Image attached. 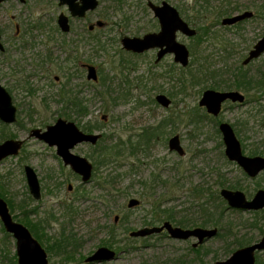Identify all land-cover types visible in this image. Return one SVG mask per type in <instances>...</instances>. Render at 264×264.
Instances as JSON below:
<instances>
[{
	"label": "rangeland",
	"instance_id": "obj_1",
	"mask_svg": "<svg viewBox=\"0 0 264 264\" xmlns=\"http://www.w3.org/2000/svg\"><path fill=\"white\" fill-rule=\"evenodd\" d=\"M153 1L161 3L163 0ZM166 1L176 6L197 31L200 32V27L210 28L209 37L203 39L178 34V39L191 52L187 67L174 62L172 54L155 63L157 51L154 49L142 54L123 49L122 37L142 36L160 29L158 20L147 7V0H101L100 7L91 14V19L101 18L107 22L102 34L106 49L97 53L90 46L77 53L71 52L68 45L61 44L64 40L61 36L51 40L53 19L59 13L56 1L0 4V29L5 46V50L0 51V81L18 107L15 123L6 125L3 130L0 121V143L11 138L25 140L17 156L0 162V198L6 200L16 221L35 232L45 249L64 226L76 234L80 240L77 251L65 257L54 253L49 256L50 264H85L86 258L98 248H111L109 228L116 216L115 224L120 225L116 230L117 241L133 244V247L123 250L113 247L118 258L97 264H178L182 258L189 264H212L232 254L227 245L236 240L235 234L237 238L245 236L251 240L250 244L264 235V217L259 227L253 228L248 225L253 215L238 210L224 214L222 232L230 234L228 230L231 229V235L227 238L216 236L198 247H193L197 241L195 238L176 240L168 233L146 243L130 239L136 238L131 236L132 232L160 227L170 221L163 210L173 213L175 220L199 217L201 200L196 191L202 188L241 190L248 198L264 188V172L250 178L239 165L226 158L218 128L223 121L232 125L239 122L242 128L241 122L249 118V127L253 125L256 130L264 132L263 114L254 104L239 106L227 102L215 120L203 117L197 114L206 112L199 106V100L205 86L211 83L192 85L188 82L193 72L204 71V66L211 64V70L224 74L217 76L215 81L222 83L221 88L215 89L225 90L228 83L223 80L229 78L264 36V15L260 13L238 26L225 27L221 20L226 16L217 21L212 12L230 4L233 14L228 16L246 10L256 14L257 8L264 6V0ZM16 25L21 28L20 36L16 34ZM81 28L82 22L75 24L76 31ZM74 34L66 36L65 40L69 42ZM69 56H75V59L67 62ZM123 58L125 65L121 66ZM86 62L97 67L102 79L107 78L105 84L87 80L82 68ZM263 66L264 55L254 61L251 70L255 72ZM67 80L70 82L65 87ZM70 88L79 100L83 98L82 106L85 105L87 116L72 111L65 115V104L59 100L62 89ZM103 92L107 95H102ZM161 93L172 100L170 107L164 108L157 103L155 98ZM191 112L198 115V122L189 121ZM59 117L74 121L81 129L84 125H95L97 127L91 132L103 134L98 150H102L103 155L107 151L104 156L106 165L101 161V153L88 144H79L73 150L88 157L95 168L97 166L88 183H82L81 178L63 164L56 147L29 137L32 129H46ZM163 119L170 123L152 135L147 146L142 143L137 146L141 134L159 126ZM174 134L181 137L186 151L183 156L169 150L168 140ZM249 142V147L253 148L256 141ZM118 144L121 154L108 155V150ZM260 150H264V142L260 144ZM245 153L249 155L248 150ZM27 164L39 176L42 187L39 200L34 199L29 191L24 171ZM219 182L225 185L220 187ZM70 184L73 186L71 190ZM227 184L238 185V188H230ZM132 198L139 199L140 204L129 208L128 202ZM67 204L75 208L72 217L65 211ZM214 204L220 206L221 203L215 200ZM2 226L0 220V264H10L7 257L2 261ZM259 260L264 262V252L260 253Z\"/></svg>",
	"mask_w": 264,
	"mask_h": 264
},
{
	"label": "water",
	"instance_id": "obj_2",
	"mask_svg": "<svg viewBox=\"0 0 264 264\" xmlns=\"http://www.w3.org/2000/svg\"><path fill=\"white\" fill-rule=\"evenodd\" d=\"M3 0H0L2 2ZM76 0H60L61 4H68L74 15H84L86 10H93L98 6V0H82L83 5H77ZM153 9L155 16L160 21V31L150 32L142 37H124L122 43L127 50L142 53L149 49L159 48V61L166 54H173L174 61L182 67L190 64V49L178 40V33L187 37H194L198 31L191 26L180 14L179 10L168 1H163L162 5L148 3ZM254 12L246 10L242 13L226 16L222 19L224 26L234 25L242 20L250 19ZM59 24L64 31L69 30L68 19L65 15H60ZM0 49H3L0 34ZM264 54V36L258 40L243 60L244 65L260 58ZM89 79L97 80L98 75L94 66L89 67ZM156 101L164 108L172 104V100L166 94H158ZM246 95L239 90H217L206 89L199 100V106L214 117H218L223 111V105L227 102L244 104ZM0 121L5 124H13L17 121V106L13 102L7 88L0 81ZM219 131L222 134L224 143V153L227 159L239 165L250 178H256L264 172V156L247 155L244 153L242 142L237 136L233 125L227 121L219 123ZM30 138H36L45 142L51 147L57 148V155L69 166L73 172L81 176L82 183H88L93 176V163L85 156L76 154L73 149L82 143L95 145L102 137L101 133H88L81 130L74 121L59 118L54 124L48 125L45 130L34 128L31 130ZM24 139H6L0 143V162L4 159L17 156L20 153ZM169 150L177 152L183 156L186 151L182 145L179 134L172 135L168 140ZM29 191L36 200L41 199L42 189L39 176L36 170L30 166L24 167ZM72 187V185H70ZM221 197L227 202L228 207L240 211H259L264 209V188L259 189L252 198L241 190H231L222 188ZM140 204V200L132 198L128 202L129 208H134ZM0 220L5 231L13 237L15 241V251L18 264H50L47 250L39 240L33 235L31 230L24 224L16 221L10 211V207L4 198H0ZM115 220H118L116 216ZM167 231L169 236L176 240L197 239L193 243L197 247L206 241L215 238L219 229L217 227L198 226L194 228H184L165 221L160 227L132 232L131 236L140 237L153 233ZM264 252V235L252 244L236 249L228 258L217 260L212 264H256L257 253ZM118 254L110 247L102 246L85 260V264H97L109 262L117 259Z\"/></svg>",
	"mask_w": 264,
	"mask_h": 264
},
{
	"label": "trees",
	"instance_id": "obj_3",
	"mask_svg": "<svg viewBox=\"0 0 264 264\" xmlns=\"http://www.w3.org/2000/svg\"><path fill=\"white\" fill-rule=\"evenodd\" d=\"M205 10H207V8H204ZM216 10V9H215ZM209 12H212L211 10ZM199 13H201L199 11ZM212 13H215L216 15V20L219 21L222 17L224 16H228L233 14V8L230 7V4L228 5H223L220 6L215 12L213 11ZM260 13H263L264 15V6H260L257 8L256 14L255 16L259 15ZM214 15V16H215ZM254 16V17H255ZM240 25V23L236 24L235 26ZM210 35V28L209 27H200V32L198 31V34L193 37L195 39H203L205 37H209ZM254 62H251L249 65L244 66L243 64L239 65L235 71H233L229 78L223 80L224 83H228L226 84L227 86L225 87V90H239L242 91L243 93L246 94V101L244 104H235V105H247V104H254L255 107L257 108L258 112L263 114V117H261L262 120V126L264 125V66L262 68H260L257 71H252L251 70V66ZM122 66H124L123 61L121 62ZM211 64H206L204 66V68L202 70L204 71H198L196 73H192L189 76V80L188 82L191 83L192 85H201L202 83L205 84H209L208 82L210 81L211 84L205 86V88H221V84L222 82L219 81H215L217 79V76H223L224 74H219V72L217 70H211ZM102 83L101 84H105L107 81V78L102 79ZM100 80V82H101ZM109 91V90H108ZM64 94H62V99L61 101H64L66 103V108H65V114L69 113V111H72L74 113L79 114L80 109L82 108L83 110L81 111L80 115L85 116L86 115V107H85V111H84V106H82V103L80 105V102L77 101V94H74L73 96L71 95L69 90H65L64 89ZM102 95H107L106 92L101 93ZM100 94V95H101ZM71 99H76L73 100V104L74 107L73 108H68V103H71ZM234 105V104H233ZM81 106V108H80ZM198 111H200L199 108H197ZM84 111V112H83ZM197 112V111H196ZM202 112V111H200ZM201 116H205L208 118H211L213 120H215V117H212L211 115H209L207 112H202V113H197ZM194 114V113H189V117H190V122H198L200 118H197L198 115ZM197 115V116H196ZM247 119V120H246ZM244 122H241V126L242 128H240L239 122H235L233 123V127L237 133V136L241 137V142H242V146H243V150L245 152V150L249 151V155H264V150H260V144H262L264 142V132L262 131V129H255L253 127V125H251V127H249L250 125V119L246 118ZM167 119H163L162 121H160V123L158 124L159 126L157 127H153L150 130H147V132L141 134V138L138 145H141V143L143 145H148L150 143L151 137L152 135H155L156 132H158L162 127H165L166 125H168L170 122H167ZM244 126V127H243ZM6 125H3V130L5 129ZM97 126H93V125H84L83 129L87 130V131H94V128ZM145 136V137H144ZM143 137V139H142ZM250 141V142H249ZM252 141H256V143L254 144L253 148L249 147V143H252ZM254 143V142H253ZM101 144V141L99 142V144L97 145V147H95V151L98 150V148L100 147L99 145ZM222 145V143H221ZM137 146L134 147V149H137ZM113 150V151H112ZM102 151V150H101ZM100 150H98V154L101 153ZM121 147L120 145H115L113 147L110 148V150H108V155H119L121 154ZM107 155V151L100 154V156H102V163H104L105 165L107 164V162L105 163L106 160H104V156ZM91 157L94 159V155L92 154ZM97 170V166L96 168H94V175H95V171ZM93 175V176H94ZM220 187L224 186L225 184L223 182H219L218 184ZM228 187L230 188H238V185L235 184H227ZM196 194L199 195L198 198H200V204H199V209L201 212V215L199 217H195V218H189V217H182L179 220H175V216L173 215V213L171 214L170 212L163 210L162 212H164L165 215H167L166 219L170 220L171 222H173L175 225L177 226H181V227H190V226H203V227H207V226H211V227H217L219 229V233L217 235V237H224L227 238V236L231 235V229H229L228 231L230 232V234H223V221H224V214L226 211H232L234 213L238 212V210L236 209H231L226 205V201L221 197L220 195V190H216V191H212V189L209 188H202L200 190L196 191ZM207 196V198H206ZM218 200L221 204L219 205H215L214 201ZM65 211H67V215L71 216L75 213V208H73L72 204H67V207L65 209ZM252 215H253V219L251 223H248L249 226L253 227V228H258L259 224L261 223L262 218L264 217V209L259 210V211H249ZM70 217V219H72ZM70 222V221H69ZM123 222L122 218L119 219V223ZM40 223H43L42 220H40ZM121 224V223H120ZM118 224H115V219L114 222L111 224L110 228H109V234L112 236V238L108 241L109 244L111 245V248L116 247L119 250H123L125 248H128L129 246L133 247V244L130 243H123L121 240L117 241V234H116V230L118 228ZM2 231H3V237H2V251H3V256H2V261L6 260L5 257H7V259L9 260L10 264H18L17 262V255L15 250H13V238L11 236V234L7 233L4 229V227H1ZM128 230V228H126V231ZM33 235L36 236L35 232L32 231ZM166 234V232L162 231L160 233H153L150 234L149 236L143 238V237H136V238H130L132 240L135 239H140L143 241V243H146L149 239L151 238H159L162 237ZM59 236L55 239H53L50 242V245L47 246V252L48 255H52L54 253L61 255V256H67L68 254L71 253H75L77 251V248L79 247V239H77L76 234H74L71 229H68L67 226L63 227V230L61 232H59L58 234ZM236 236V240L232 243H228L227 247L228 249H231V252L233 253L236 249L249 245L251 240L247 239L245 236H242L240 238H237V234H235ZM234 246V247H233ZM259 255L260 253H257L256 255V264H264V262L262 260H259ZM187 256V255H186ZM217 258V257H215ZM50 259V257H49ZM178 264H189L185 261V259H180V261L178 262ZM203 264V262H202Z\"/></svg>",
	"mask_w": 264,
	"mask_h": 264
},
{
	"label": "flooded vegetation",
	"instance_id": "obj_4",
	"mask_svg": "<svg viewBox=\"0 0 264 264\" xmlns=\"http://www.w3.org/2000/svg\"><path fill=\"white\" fill-rule=\"evenodd\" d=\"M9 1H17L18 3H20L21 5H26L28 2H29V0H3L2 2H0V4L1 3H5V2H9ZM54 1H56L57 2V9L59 10L58 12V15L53 19V33H54V35L53 36H51V40H53V39H55L56 37H60L61 36V38L63 39L64 38V40L63 41H61V44L63 43V45L65 46V45H68L67 47H69V48H71V52H79V50H85L86 49V47H88V46H90V47H93V50L97 53V52H99V51H101L102 49H106V47H105V44H103V39H102V37H103V29L107 26V22L105 21V20H102L101 18H96V19H91V14L94 12V11H96L99 7H100V5H101V0H98V6L95 8V9H93V10H91V9H89V10H86V12H85V14L84 15H82V16H80V15H74L73 14V12H72V10L70 9V6L68 5V4H61L60 3V0H54ZM163 1H166V0H163ZM162 1V2H163ZM149 2H153L154 4H157V5H162V2L161 3H156V2H154L153 0H147V7L153 12V16L158 20V22H159V25H160V21H159V19H158V17H156L155 16V13H154V11H153V9L149 6ZM75 3L77 4V5H83V1L82 0H76L75 1ZM170 3V2H169ZM171 4V3H170ZM173 5V4H172ZM176 7V6H175ZM177 8V7H176ZM178 9V8H177ZM179 10V9H178ZM180 12V11H179ZM180 14H181V12H180ZM237 14V13H236ZM60 15H65L66 17H67V19H68V25H69V30L68 31H64L63 29H62V27L60 26V24H59V17H60ZM182 16V15H181ZM233 16V15H232ZM254 16H255V13H254ZM253 16V17H254ZM183 17V16H182ZM252 17V18H253ZM252 18H250V19H252ZM223 19V18H222ZM246 20H248V19H246ZM246 20H242V21H240V22H238V23H242V22H244V21H246ZM187 21V20H186ZM78 22H82V27L83 28H81L79 31L77 30L76 31V29H75V24L76 23H78ZM188 22V21H187ZM189 23V22H188ZM238 23H236V24H238ZM190 24V23H189ZM236 24H234V25H227V26H235ZM191 25V24H190ZM221 25L222 26H224L223 24H222V20H221ZM40 27L42 26V24H40L39 25ZM192 26V25H191ZM227 26H225V27H227ZM161 28V27H160ZM158 31H160V29L158 30ZM158 31H152V32H158ZM75 33V34H74ZM147 33H150V32H147ZM147 33H145V34H147ZM0 34H1V43H2V45H3V49H0V51H4L5 50V46H4V43H3V41H2V31H1V29H0ZM16 34H17V36H20V34H21V28H20V26L19 25H16ZM71 34H74V36L72 37V40H70L69 42H67L66 40H65V37L66 36H69V35H71ZM145 34H143L142 36H144ZM179 34V33H178ZM180 34H182V33H180ZM198 34V33H197ZM128 36V35H127ZM127 36H124V37H127ZM142 36H136V37H142ZM124 37H122V39L124 38ZM129 37H135V36H129ZM195 37V36H194ZM190 38H193V37H190ZM122 39H121V44H122V47H123V49H125L126 51H128V52H131V53H134V54H142V53H145V52H147V51H150V50H153V49H149V50H146V51H144V52H142V53H137V52H134V51H131V50H127L125 47H124V45H123V43H122ZM179 40V39H178ZM180 41V40H179ZM182 42V41H181ZM258 42V41H257ZM256 42V43H257ZM254 47V46H253ZM154 50H156L157 51V57H156V59H155V63H159L160 61H162V59H164L168 54H166L164 57H162L159 61H157V58H158V51H159V48H154ZM249 53V52H248ZM71 55V54H70ZM173 55V54H172ZM248 55V54H247ZM264 55V54H263ZM262 55V56H263ZM261 56V57H262ZM75 56H69L68 57V60H67V62H69L70 60H73V59H75L74 58ZM247 57V56H246ZM245 57V58H246ZM244 58V59H245ZM173 59H174V55H173ZM259 59V58H258ZM257 60V59H256ZM122 61H123V63H124V65H125V58H123L122 59ZM121 61V62H122ZM255 61V60H254ZM254 61H252V62H254ZM175 62V61H174ZM251 63V62H250ZM249 63V64H250ZM242 64H243V61H242ZM248 64V65H249ZM121 66H122V64H120ZM180 65V64H179ZM244 65V64H243ZM90 66H94L95 68H96V71H97V75H98V79L95 81V80H92V79H89V77H88V75H89V67ZM181 66V65H180ZM244 66H247V65H244ZM82 68H83V73H84V71L86 72V78H87V80L88 81H93V82H100V80H101V75L98 73V69H97V67L95 66V65H93V64H90V63H88V62H86V63H83V65H82ZM70 77V75L68 74V78ZM57 80H58V77L56 78ZM102 81V80H101ZM69 82H70V80H67V82H66V85H65V87L67 86V84L69 85ZM8 90V89H7ZM63 91H64V89H62ZM9 91V90H8ZM63 91H62V93H63ZM69 91H70V93H71V95L73 96L75 93H73L72 92V89L70 88L69 89ZM9 93H10V91H9ZM62 93H61V97H60V102H62V103H64L65 104V108H66V103L64 102V101H61V99H62ZM10 95L12 96V94L10 93ZM74 97V96H73ZM13 98V97H12ZM156 99V98H155ZM73 100H76V99H71V103L69 102L68 103V108L70 109V108H73L74 107V104H73ZM77 101L78 102H80V105H81V103L82 104H84V100H83V98H81L80 100H79V97H78V95H77ZM14 102V101H13ZM158 103V102H157ZM15 104V103H14ZM159 104V103H158ZM233 104H235V103H233ZM16 105V104H15ZM80 108H81V106H80ZM83 108H85V105H84V107ZM65 110V109H64ZM83 109L81 108L80 109V111H79V114L78 115H80V113H81V111H82ZM85 111V110H84ZM83 111V112H84ZM86 112H87V110H86ZM74 113V112H73ZM87 114H88V112L86 113V115L85 116H87ZM66 115V114H65ZM210 115V114H209ZM81 116H83V115H81ZM85 116H83V117H85ZM212 116V115H211ZM214 117V116H213ZM59 118H63V117H59ZM58 118V119H59ZM17 119H18V107H17ZM57 119V120H58ZM63 119H65V118H63ZM56 120V121H57ZM67 120V119H66ZM68 121H70V120H68ZM3 123V122H2ZM3 125H10V124H5V123H3ZM79 127V126H78ZM47 128V127H46ZM80 128V127H79ZM81 129V128H80ZM43 130H45V129H43ZM81 130H83V131H85V132H88L87 130H85V129H81ZM88 133H92V132H88ZM102 134V133H101ZM102 137H103V134H102ZM102 137L99 139V141L95 144V145H93V144H91V143H82V144H88V145H90V146H92V148H95V147H97V145L99 144V142L102 140ZM48 145V144H47ZM79 145V144H78ZM49 146V145H48ZM51 147V146H50ZM74 150V149H73ZM74 152V151H73ZM56 153H57V148H56ZM75 153V152H74ZM80 155V154H79ZM82 156H84V155H82ZM86 157V156H85ZM88 158V157H87ZM89 159V158H88ZM90 160V159H89ZM63 161V160H62ZM63 164H64V162H63ZM65 165V164H64ZM66 166V165H65ZM93 166H94V164H93ZM69 167V166H68ZM70 168V167H69ZM94 168H95V166H94ZM71 169V168H70ZM72 170V169H71ZM75 173V172H74ZM76 174V173H75ZM77 175V177H80L81 178V176H79L78 174H76ZM93 175H94V169H93ZM93 177V176H92ZM92 180V179H91ZM90 180V181H91ZM71 185V184H70ZM70 185H69V189L71 190L72 189V187H70ZM41 189H42V187H41ZM42 198V197H41ZM164 232H166V233H168L167 231H164ZM169 235V234H168ZM184 241H186V240H184ZM194 247V246H193ZM198 247V246H197Z\"/></svg>",
	"mask_w": 264,
	"mask_h": 264
}]
</instances>
